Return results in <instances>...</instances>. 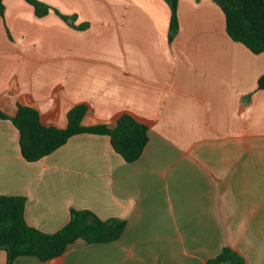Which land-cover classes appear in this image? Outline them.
<instances>
[{
	"label": "crops",
	"instance_id": "obj_1",
	"mask_svg": "<svg viewBox=\"0 0 264 264\" xmlns=\"http://www.w3.org/2000/svg\"><path fill=\"white\" fill-rule=\"evenodd\" d=\"M39 1L52 8L44 16L2 0L7 106L27 97L63 127L65 105L84 102L95 119L129 112L148 128L133 162L95 133L27 162L19 131L0 118V195L24 197L30 226L54 233L72 209L125 221L116 240L59 264H206L224 247L264 264V52L228 37L213 0H178L173 33L165 0ZM11 264L45 263L24 255Z\"/></svg>",
	"mask_w": 264,
	"mask_h": 264
},
{
	"label": "trees",
	"instance_id": "obj_2",
	"mask_svg": "<svg viewBox=\"0 0 264 264\" xmlns=\"http://www.w3.org/2000/svg\"><path fill=\"white\" fill-rule=\"evenodd\" d=\"M37 16H44L50 6L39 0H25ZM171 11L170 32L177 28L178 0H165ZM224 12L226 33L255 54L264 52V0H213ZM63 20L68 16L53 9ZM4 5L0 0V16ZM264 88V76L258 81ZM65 125L59 127L47 122L54 111L41 113L29 98H22L7 106L0 97V118L10 120L19 131L21 156L35 162L65 144L79 133L107 135L113 150L126 162L141 155L147 140V125L134 114L122 112L111 120L95 119L89 105L81 102L64 108ZM25 199L22 196L0 195V249L8 254L7 264L24 255L38 257L45 264H59L69 251L79 247L116 240L122 233L125 221L118 218L101 220L89 210H71L69 221L54 233H44L30 226L24 218ZM245 264L243 258L229 247H224L206 264Z\"/></svg>",
	"mask_w": 264,
	"mask_h": 264
},
{
	"label": "rangeland",
	"instance_id": "obj_3",
	"mask_svg": "<svg viewBox=\"0 0 264 264\" xmlns=\"http://www.w3.org/2000/svg\"><path fill=\"white\" fill-rule=\"evenodd\" d=\"M226 264H228V263H226Z\"/></svg>",
	"mask_w": 264,
	"mask_h": 264
}]
</instances>
